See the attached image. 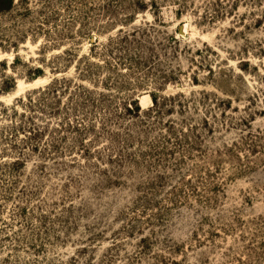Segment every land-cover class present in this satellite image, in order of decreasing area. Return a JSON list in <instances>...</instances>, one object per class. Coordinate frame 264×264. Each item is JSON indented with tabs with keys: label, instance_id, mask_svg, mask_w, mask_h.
<instances>
[{
	"label": "rangeland",
	"instance_id": "374dc122",
	"mask_svg": "<svg viewBox=\"0 0 264 264\" xmlns=\"http://www.w3.org/2000/svg\"><path fill=\"white\" fill-rule=\"evenodd\" d=\"M0 113V264H264V0H16Z\"/></svg>",
	"mask_w": 264,
	"mask_h": 264
},
{
	"label": "trees",
	"instance_id": "16d2710c",
	"mask_svg": "<svg viewBox=\"0 0 264 264\" xmlns=\"http://www.w3.org/2000/svg\"><path fill=\"white\" fill-rule=\"evenodd\" d=\"M15 1L16 0H0V13L1 12H4V11H8V10H11L14 6H15ZM21 1H25V0H21ZM39 73L41 72V71H38ZM40 75L38 74L35 78H38ZM35 80V79H34ZM63 83H64V85H65V81H62V82H60V84H62L63 85ZM66 88V87H65ZM54 89H55V85H54V88H50V89H47V91H49V92H53L54 91ZM54 94V93H53ZM134 99H131V100H128L127 101V104H128V106L127 107H125V109L124 110H126L127 112H129V113H135V110L130 106L131 104H132V102H134L133 101ZM137 107V111L136 112H140V106H138V104L136 105ZM0 115H1V113H0ZM1 117V116H0ZM17 124H19V123H17ZM18 126V125H17ZM35 131V130H34ZM29 133H31V132H29ZM31 148H33V146L31 147ZM38 147L36 146V147H34V149H37ZM1 152V151H0ZM21 159H18L17 160V162H19ZM12 166H15V163L14 164H11Z\"/></svg>",
	"mask_w": 264,
	"mask_h": 264
}]
</instances>
